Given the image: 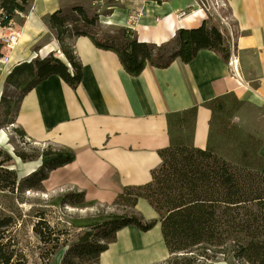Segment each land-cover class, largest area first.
Returning a JSON list of instances; mask_svg holds the SVG:
<instances>
[{"label":"crops","instance_id":"1","mask_svg":"<svg viewBox=\"0 0 264 264\" xmlns=\"http://www.w3.org/2000/svg\"><path fill=\"white\" fill-rule=\"evenodd\" d=\"M62 1L34 0L10 51L12 65L50 52L58 57L61 50L48 17L66 7ZM225 9L235 35L237 75L228 61L206 48L187 63L176 58L166 67L147 64L132 75L116 52L97 47L86 35L74 36L82 69L78 85L49 75L22 95L14 119L35 144L74 153L70 162L48 172L43 185L50 190L75 188L87 200L111 203L125 186L151 179V170L161 161L159 150L177 141L180 132L189 130V144L210 145L208 102L234 96L244 105L264 108V0H227ZM108 16L111 22L102 23L129 26L139 41L156 45L208 18L197 0H128ZM65 63L72 71L67 59ZM194 106L195 115L187 121ZM258 154L264 159V135ZM24 164L33 167L23 176L36 170L41 158ZM134 208L146 219H158L144 198ZM169 254L157 220L144 231L132 224L118 229L98 263L157 264Z\"/></svg>","mask_w":264,"mask_h":264},{"label":"trees","instance_id":"2","mask_svg":"<svg viewBox=\"0 0 264 264\" xmlns=\"http://www.w3.org/2000/svg\"><path fill=\"white\" fill-rule=\"evenodd\" d=\"M28 1L1 0L0 29L10 25L15 12H24ZM155 1L161 3L163 0ZM96 18L89 16L81 5L53 11L49 14L48 22L72 71H69L65 62L50 52L44 57L15 64L8 73L6 82L15 87L27 84L21 97L51 74H58L70 86L76 87L82 77V69L74 52L72 39L79 35L88 36L97 47L116 52L124 69L132 75H138L147 64L166 67L176 58L187 63L203 48L213 50L228 61L230 52L227 32L221 30L211 16L197 27L180 28L172 40L160 45L139 41L129 26L119 28L116 35L97 38L98 31L87 30L89 26L96 24ZM78 20L81 23L75 25V30L71 29L69 23ZM168 43L176 45L165 56L163 49ZM3 47L4 41L0 35V58ZM220 99L222 98L208 102L212 116L214 105ZM195 111L196 106L188 111L187 121H192ZM16 112L13 100L2 94L0 129L14 122ZM14 130L20 136L25 135L20 127H15ZM14 153L23 162L41 158V165L20 179L13 168L12 155L0 145V193L13 199L16 191L25 183L39 185L51 169L74 158L72 151L54 149L51 146L35 150V153L24 150H14ZM159 156L161 161L151 170L148 182L125 186L112 201L134 207L139 198H144L154 208L158 219H146L134 211L129 214L109 213L104 217H89L86 219L89 221V230L67 248L62 264H98L100 252L114 241L118 229L132 224L144 231L153 227L157 220L160 221L164 243L170 253L160 264H212L211 261L217 259H233L241 264H264L263 157L259 155L260 165L253 168L232 163L217 154L211 144L206 148H199L184 141H173L159 150ZM76 195V203L84 205L87 200L84 191H79ZM64 197H69V194ZM24 217L20 212L16 213L14 203H0V264H28V258L17 236L25 221ZM38 217L31 229L43 246L46 245L45 252L50 255L66 245V242L60 241L58 236H52L54 232L48 222L43 216Z\"/></svg>","mask_w":264,"mask_h":264},{"label":"rangeland","instance_id":"3","mask_svg":"<svg viewBox=\"0 0 264 264\" xmlns=\"http://www.w3.org/2000/svg\"><path fill=\"white\" fill-rule=\"evenodd\" d=\"M1 1V0H0ZM132 1V0H130ZM34 0H29L26 10L24 12H15L13 20L9 26L0 29V35L4 41L2 49V57H9L12 47L17 42L21 29L27 13ZM128 0H104V2L97 8L91 4L90 0H63L62 4L66 5L64 10L71 8L74 5H81L89 16H96V24L89 26L88 31H98L96 37H106L109 35H116L118 29L124 26L115 24H104L100 21V16L109 14L116 7H120L127 3ZM222 15H227L226 9L220 10ZM213 19V18H212ZM216 23L218 21L213 19ZM81 21L69 23L70 28L75 30V25L80 24ZM220 25V24H218ZM17 37V39H16ZM174 48L173 43H168L164 47L165 56ZM155 55V52H154ZM55 56V55H54ZM29 61V60H26ZM9 62V67L6 69L5 64L0 62V96L3 94L13 100L15 109L18 107L21 92L26 88L27 84L19 87L8 84L6 77L12 70L14 65ZM15 116V115H14ZM180 125L174 124L177 129ZM17 127L13 123L1 128L5 131L7 136V146L1 144L13 157V168L16 169L18 178L24 177L19 170L21 159L14 153V150H24L28 153H35V150H41V145L35 144L32 140L28 139L25 135L20 136L14 130ZM179 129V128H178ZM264 135V108H259L250 104H242L232 96H227L220 99L214 105V113L211 120L210 127V144L212 149L232 163L239 165H247L253 168H258L261 158L258 155V150L261 146ZM189 130H185L184 134L180 132L177 141H186L188 139ZM80 190L75 188L70 189H54L50 190L42 181L38 185H32L30 182L25 183L22 188L16 191L15 198H9L0 193V203L12 202L14 209L23 214L24 222L20 230L17 232L20 246L24 249L28 258V264H62V258L67 248L76 243L78 238L86 231L89 230L87 225L89 217H104L109 213H131L136 212L135 206H124L121 202L100 203L93 200H86L84 205L76 203ZM69 194V197H64ZM38 216H43L52 229V236H58L61 240L66 242V245L61 246L54 253L48 255L46 245L39 241L38 236L32 231L31 225ZM96 231L93 230L94 233ZM92 236V235H91ZM179 254H181L179 252ZM170 254L164 259L166 260ZM163 260V261H164ZM163 261L157 263L160 264ZM212 264H241L233 259L222 260L217 259L211 261ZM78 264H87V262H79ZM89 264V263H88ZM97 264V263H94ZM99 264V263H98ZM198 264H207L200 262Z\"/></svg>","mask_w":264,"mask_h":264},{"label":"built area","instance_id":"4","mask_svg":"<svg viewBox=\"0 0 264 264\" xmlns=\"http://www.w3.org/2000/svg\"><path fill=\"white\" fill-rule=\"evenodd\" d=\"M91 4L97 8L104 2V0H90ZM199 9L202 10L207 17L211 16L213 19L218 21L220 29H224L227 32V45L229 48L228 64L230 72L233 75H237V66L234 61V50H235V35L234 30L230 24V20L227 15H222L220 10L226 8L227 0H197ZM17 39V37H16Z\"/></svg>","mask_w":264,"mask_h":264},{"label":"bare ground","instance_id":"5","mask_svg":"<svg viewBox=\"0 0 264 264\" xmlns=\"http://www.w3.org/2000/svg\"><path fill=\"white\" fill-rule=\"evenodd\" d=\"M101 20L102 22H105V23H109L111 22V17H105V16H101ZM19 34H17L18 36ZM58 58H60L63 62H66V58L65 56L63 55V53H58ZM7 57H1L0 58V62L1 63H4L5 64V67L6 69H8L9 67V62H7ZM0 86H1V81H0ZM7 136H6V133L4 130L0 129V143L1 144H4L5 146H7L8 144L7 143ZM18 159V157H16ZM33 167V165H27V164H24V162H21V173L23 174L24 172H27L29 171L31 168Z\"/></svg>","mask_w":264,"mask_h":264},{"label":"water","instance_id":"6","mask_svg":"<svg viewBox=\"0 0 264 264\" xmlns=\"http://www.w3.org/2000/svg\"><path fill=\"white\" fill-rule=\"evenodd\" d=\"M0 145H1V143H0ZM181 253V252H180Z\"/></svg>","mask_w":264,"mask_h":264}]
</instances>
